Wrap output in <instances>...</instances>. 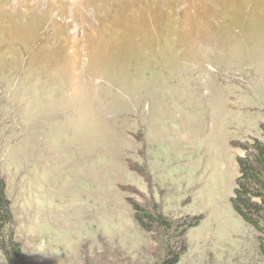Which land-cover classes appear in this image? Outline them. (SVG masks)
<instances>
[{"label":"rangeland","instance_id":"374dc122","mask_svg":"<svg viewBox=\"0 0 264 264\" xmlns=\"http://www.w3.org/2000/svg\"><path fill=\"white\" fill-rule=\"evenodd\" d=\"M262 125L264 0H0V264H161L131 202L177 264H264L231 204Z\"/></svg>","mask_w":264,"mask_h":264},{"label":"trees","instance_id":"16d2710c","mask_svg":"<svg viewBox=\"0 0 264 264\" xmlns=\"http://www.w3.org/2000/svg\"><path fill=\"white\" fill-rule=\"evenodd\" d=\"M264 134V125H262ZM245 156L238 158L232 208L241 221L255 233L258 249L264 253V142L253 140L244 146ZM137 225L146 233L158 235L165 242L167 255L161 264H177L183 249L184 223L175 224L165 217L157 205L142 206L131 202ZM198 222L190 223V227ZM13 217L5 193V183L0 179V249L17 253L12 237ZM174 236H178L177 240ZM173 245L174 248L169 246ZM174 249H178L175 251Z\"/></svg>","mask_w":264,"mask_h":264}]
</instances>
